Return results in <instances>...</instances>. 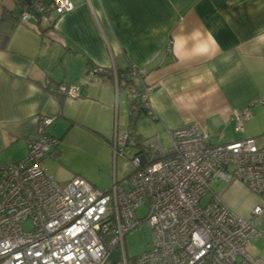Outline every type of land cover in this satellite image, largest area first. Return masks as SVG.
<instances>
[{
  "label": "crops",
  "instance_id": "crops-1",
  "mask_svg": "<svg viewBox=\"0 0 264 264\" xmlns=\"http://www.w3.org/2000/svg\"><path fill=\"white\" fill-rule=\"evenodd\" d=\"M72 1L75 8L52 14L51 25L21 23L24 9L0 0V162L24 160L43 116L53 120L48 131L60 141L43 162L47 172L61 183L80 176L103 191L126 179L118 178L112 148L123 131L129 133L124 151L150 160L170 154L172 144L164 146L170 132L192 125L207 131L213 145L256 138L264 147V0ZM91 67L142 70L143 83L156 86L149 100L156 119L146 116L135 129L123 121L120 129L131 90L109 73L90 80ZM61 84L83 85L84 97L53 93ZM245 110L250 116L237 132L232 117ZM152 138H159L160 151L144 148ZM213 194L244 219L264 205L239 180L213 182L208 200ZM247 254L264 263V237L250 242ZM123 259L115 246L104 264Z\"/></svg>",
  "mask_w": 264,
  "mask_h": 264
},
{
  "label": "built area",
  "instance_id": "built-area-1",
  "mask_svg": "<svg viewBox=\"0 0 264 264\" xmlns=\"http://www.w3.org/2000/svg\"><path fill=\"white\" fill-rule=\"evenodd\" d=\"M32 5L19 13L21 23L53 25L52 14L60 17L75 8L72 0ZM131 72L142 85L141 102L152 112L156 86L143 83L142 70L131 67ZM105 74L103 67H91L87 77L99 81ZM57 90L71 99L85 93L81 84H61ZM249 116V110L233 115L237 132ZM151 117L156 119L153 112ZM52 124L41 117L27 157L0 165V264H104L115 246H121L127 264L125 237L142 226L152 242L135 264H264L247 254L250 242L264 237V205L244 219L215 194L202 203L213 182L232 180L264 200V147L256 138L213 145L209 133L195 125L173 130L167 157L134 155L130 175L103 191L80 176L61 183L47 172L43 162L60 144L48 131ZM128 140L126 131L116 135V157L125 156ZM159 141L147 140L144 148L160 151ZM141 208L144 216L138 214Z\"/></svg>",
  "mask_w": 264,
  "mask_h": 264
},
{
  "label": "rangeland",
  "instance_id": "rangeland-1",
  "mask_svg": "<svg viewBox=\"0 0 264 264\" xmlns=\"http://www.w3.org/2000/svg\"><path fill=\"white\" fill-rule=\"evenodd\" d=\"M120 93L122 96H124L125 94L123 89H121ZM118 95H119V92H118ZM123 121H126L127 123L126 125L129 126L130 124L129 118L128 117L123 118V114H120V119L118 120V123H119L118 125L120 129H122L121 125ZM170 140H171V137H170ZM171 144H172L171 142L170 143L165 142L164 146L165 148H169ZM124 153H125L124 157L119 155V157L117 158V174H118L119 179L122 176L124 178H127L128 175H130V173L134 170V165L131 162V157H133L135 154L132 152L131 148L127 149L126 152L124 151ZM78 159H79V162H82L84 160L81 156H76V160ZM3 164L6 165L4 161H1L0 165H3ZM207 200H208V195L204 197L202 203L205 205ZM138 214L140 216L141 215L144 216L146 214V209H143V208L139 209ZM26 227H29V225H26ZM151 242H152V237L151 235H149L148 231H146L145 226L139 227L138 229L127 234L124 240V248H125L127 264H135V258L141 253L148 250Z\"/></svg>",
  "mask_w": 264,
  "mask_h": 264
},
{
  "label": "trees",
  "instance_id": "trees-1",
  "mask_svg": "<svg viewBox=\"0 0 264 264\" xmlns=\"http://www.w3.org/2000/svg\"><path fill=\"white\" fill-rule=\"evenodd\" d=\"M35 1L36 0H32V3H34ZM15 2L19 6H21L24 10H31L32 6H33L32 4H28L25 0H15ZM18 17H19V14H18ZM11 31L9 33H7L6 35H4L3 41H2L3 47L7 45L9 38H10V35H11ZM104 69H105L106 74L109 73L112 75L113 78H115L113 70L107 69V68H104ZM126 72L128 75L123 74L120 71H117L116 72L117 73V80H118V85L124 84L125 87H129L131 90L130 91V99H129V122H130L131 129H135L139 120L145 118L146 116L151 117L152 112L149 109H147L143 105V103L141 102L140 94L142 92V88L139 89L136 86V84H134L133 80L131 79V78H134L132 75V72H131V67ZM57 88L54 90L55 92H53V93L59 94Z\"/></svg>",
  "mask_w": 264,
  "mask_h": 264
},
{
  "label": "water",
  "instance_id": "water-1",
  "mask_svg": "<svg viewBox=\"0 0 264 264\" xmlns=\"http://www.w3.org/2000/svg\"><path fill=\"white\" fill-rule=\"evenodd\" d=\"M28 4H32V0H25Z\"/></svg>",
  "mask_w": 264,
  "mask_h": 264
}]
</instances>
